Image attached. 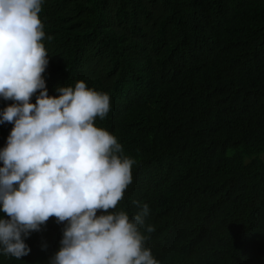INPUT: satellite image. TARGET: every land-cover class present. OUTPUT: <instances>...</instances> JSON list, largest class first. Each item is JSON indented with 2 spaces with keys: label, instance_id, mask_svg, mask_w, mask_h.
I'll return each instance as SVG.
<instances>
[{
  "label": "trees",
  "instance_id": "trees-1",
  "mask_svg": "<svg viewBox=\"0 0 264 264\" xmlns=\"http://www.w3.org/2000/svg\"><path fill=\"white\" fill-rule=\"evenodd\" d=\"M40 18L49 95L78 81L110 95L96 126L136 161L113 211L149 206L154 258L264 264V0H43ZM64 226L51 218L0 264H48Z\"/></svg>",
  "mask_w": 264,
  "mask_h": 264
},
{
  "label": "clouds",
  "instance_id": "clouds-1",
  "mask_svg": "<svg viewBox=\"0 0 264 264\" xmlns=\"http://www.w3.org/2000/svg\"><path fill=\"white\" fill-rule=\"evenodd\" d=\"M42 4L0 0V99L12 101L0 125H14L0 149V212L7 217H0V253L29 255L25 240L55 218L65 226L48 264H160L141 231L155 230L145 225L149 206L133 201L141 211L131 218L113 211L136 161L96 126L110 112V95L84 81L48 93Z\"/></svg>",
  "mask_w": 264,
  "mask_h": 264
},
{
  "label": "rangeland",
  "instance_id": "rangeland-1",
  "mask_svg": "<svg viewBox=\"0 0 264 264\" xmlns=\"http://www.w3.org/2000/svg\"><path fill=\"white\" fill-rule=\"evenodd\" d=\"M261 159L264 161V155L261 156Z\"/></svg>",
  "mask_w": 264,
  "mask_h": 264
}]
</instances>
